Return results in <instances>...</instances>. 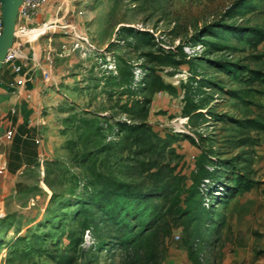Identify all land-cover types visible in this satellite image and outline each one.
Instances as JSON below:
<instances>
[{
    "label": "rangeland",
    "instance_id": "obj_1",
    "mask_svg": "<svg viewBox=\"0 0 264 264\" xmlns=\"http://www.w3.org/2000/svg\"><path fill=\"white\" fill-rule=\"evenodd\" d=\"M72 5L69 22L77 27L56 40L28 201L0 208V264H143L121 246L118 220L145 203L125 193L152 189L158 169L161 177L182 175L180 186H189L204 149L208 160L241 150L223 114L264 116V96L250 92L258 104L249 106L234 95L246 93L249 72L241 64L264 67V56L255 57L264 41L254 48L234 26L264 28V0ZM142 123L145 132L128 129ZM257 134L258 186L210 203L199 227L175 226L182 237L167 239L161 264H264V130ZM169 249L188 256L173 263Z\"/></svg>",
    "mask_w": 264,
    "mask_h": 264
},
{
    "label": "trees",
    "instance_id": "obj_2",
    "mask_svg": "<svg viewBox=\"0 0 264 264\" xmlns=\"http://www.w3.org/2000/svg\"><path fill=\"white\" fill-rule=\"evenodd\" d=\"M234 27H237L241 35L246 37L254 48L264 41L262 27L239 25ZM262 56L264 53L255 55L257 58ZM240 68L242 72H249L247 77H242L246 83V93L243 96L241 92L236 91L234 95L240 97L249 106L258 104L248 95L250 92L264 94V67L241 64ZM220 119L229 120L237 131L232 138L234 145L241 148L237 154L231 157L217 156L218 158L208 160L211 155L209 156L208 151L204 149L193 174V182L189 186L185 188L180 186L182 175L170 172L168 173L170 177L166 179L168 174L161 177V169H158L151 172L152 175L158 176L157 184L152 189H141L139 192H131V195L125 193L126 196H132L145 203L141 208L132 212L127 211L125 216L120 214L122 221L118 220V223L121 222L123 226L120 236L121 246L135 252L143 264H161L167 239L173 234L175 226L184 225L188 228L192 222H195V225L199 227L210 212V203L214 207L217 202H225L238 194L250 191L260 182L254 176L253 165L256 146L261 144L257 133L264 130V116L247 114L240 117L223 114ZM128 129H131L130 132L133 133L143 132V130L145 132L146 125L142 123ZM150 133L153 132L150 131ZM210 162L214 165L213 170L208 168ZM163 165L166 164H161ZM153 167H157V164L150 166V169ZM173 178L175 183L172 182ZM169 185L173 187L166 189ZM182 192L186 193L184 198H182ZM196 244V240L190 244L189 253L192 258L195 257Z\"/></svg>",
    "mask_w": 264,
    "mask_h": 264
},
{
    "label": "crops",
    "instance_id": "obj_3",
    "mask_svg": "<svg viewBox=\"0 0 264 264\" xmlns=\"http://www.w3.org/2000/svg\"><path fill=\"white\" fill-rule=\"evenodd\" d=\"M72 6V0H50L31 18L17 16L12 43L16 58L4 62L0 68V151L5 150L8 156L7 169L0 173V208L3 210L14 204L25 207V199L28 201L30 167L41 159L40 148L34 141H39L48 122V115L43 111L51 93L47 73L54 64L56 40L68 37L64 33L70 30V25L77 27L69 22V13L76 11ZM38 29L39 34L34 33ZM15 65L21 68L15 69ZM9 127H13L15 133L11 139H5L3 133ZM169 251L173 263L180 256L183 260L188 256L187 250Z\"/></svg>",
    "mask_w": 264,
    "mask_h": 264
},
{
    "label": "built area",
    "instance_id": "obj_4",
    "mask_svg": "<svg viewBox=\"0 0 264 264\" xmlns=\"http://www.w3.org/2000/svg\"><path fill=\"white\" fill-rule=\"evenodd\" d=\"M50 0H22V3L19 6L18 9V15L26 18H31L32 16L36 15L40 8H42L45 4H47ZM3 1L0 0V35L2 34L4 30V15H3ZM63 46H66V44H63ZM16 49L11 45L8 49L6 58L4 62L7 61H13L16 58ZM15 69H20L21 66H14ZM14 128L9 127L5 130L3 133V138L5 139H11L14 136ZM8 166V156L5 150L0 151V173H3ZM182 237V234L180 232L174 231L171 235V239L174 240H180Z\"/></svg>",
    "mask_w": 264,
    "mask_h": 264
},
{
    "label": "water",
    "instance_id": "obj_5",
    "mask_svg": "<svg viewBox=\"0 0 264 264\" xmlns=\"http://www.w3.org/2000/svg\"><path fill=\"white\" fill-rule=\"evenodd\" d=\"M4 15V30L0 35V68L2 67L8 49L13 43V36L16 27L18 9L22 0H2Z\"/></svg>",
    "mask_w": 264,
    "mask_h": 264
},
{
    "label": "bare ground",
    "instance_id": "obj_6",
    "mask_svg": "<svg viewBox=\"0 0 264 264\" xmlns=\"http://www.w3.org/2000/svg\"><path fill=\"white\" fill-rule=\"evenodd\" d=\"M27 33L29 32V30L28 31H26Z\"/></svg>",
    "mask_w": 264,
    "mask_h": 264
}]
</instances>
